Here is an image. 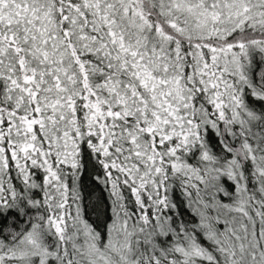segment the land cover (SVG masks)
Masks as SVG:
<instances>
[{
    "label": "snow or ice",
    "instance_id": "6c2138e0",
    "mask_svg": "<svg viewBox=\"0 0 264 264\" xmlns=\"http://www.w3.org/2000/svg\"><path fill=\"white\" fill-rule=\"evenodd\" d=\"M0 264H264V0H0Z\"/></svg>",
    "mask_w": 264,
    "mask_h": 264
},
{
    "label": "trees",
    "instance_id": "16d2710c",
    "mask_svg": "<svg viewBox=\"0 0 264 264\" xmlns=\"http://www.w3.org/2000/svg\"><path fill=\"white\" fill-rule=\"evenodd\" d=\"M85 184L87 186V191L89 194V206L99 205L101 212H103L104 204L106 203L107 193L103 191V186L95 183H89V177L85 176ZM95 219V214H93ZM101 220H103V215H101Z\"/></svg>",
    "mask_w": 264,
    "mask_h": 264
}]
</instances>
